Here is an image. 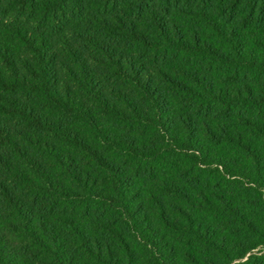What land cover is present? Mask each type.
Segmentation results:
<instances>
[{
    "label": "trees",
    "instance_id": "1",
    "mask_svg": "<svg viewBox=\"0 0 264 264\" xmlns=\"http://www.w3.org/2000/svg\"><path fill=\"white\" fill-rule=\"evenodd\" d=\"M0 264H264V0H0Z\"/></svg>",
    "mask_w": 264,
    "mask_h": 264
}]
</instances>
